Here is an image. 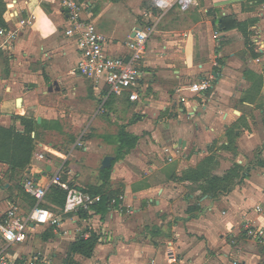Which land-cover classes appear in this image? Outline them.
Listing matches in <instances>:
<instances>
[{
  "label": "crops",
  "instance_id": "obj_1",
  "mask_svg": "<svg viewBox=\"0 0 264 264\" xmlns=\"http://www.w3.org/2000/svg\"><path fill=\"white\" fill-rule=\"evenodd\" d=\"M84 1L109 56L126 57L128 37L154 26L138 100L127 92L105 98L103 84L76 75L77 50L56 0H0V30L32 20L14 39L0 34V216L11 206L27 214L35 201L24 181L44 187L56 172L92 197L106 195L107 211L94 203L82 217L63 214L44 198L59 224L30 228L7 253L54 264H264V244L244 230L245 222L264 229V0H193L164 14L151 0ZM201 81L206 92L186 90ZM67 120L89 135L85 159L37 140L38 130L67 132ZM27 130L28 159L29 142L15 137ZM44 147L53 159L35 152ZM106 156L113 160L103 169ZM233 168L241 171L235 185ZM93 235L91 257L70 252Z\"/></svg>",
  "mask_w": 264,
  "mask_h": 264
},
{
  "label": "built area",
  "instance_id": "obj_2",
  "mask_svg": "<svg viewBox=\"0 0 264 264\" xmlns=\"http://www.w3.org/2000/svg\"><path fill=\"white\" fill-rule=\"evenodd\" d=\"M151 1L153 6L162 14L174 6L185 10L190 5L195 4L193 0ZM56 2L66 15V27L63 30V35L74 42L77 50L76 75L90 81L95 89L103 84L106 88L105 98L127 92L129 101H137L141 60L146 41L154 32V26L135 30L133 36L128 37L125 42L126 57H112L105 51L107 39L97 32L94 23L84 16L87 9L84 0H56ZM31 25V18L18 19L14 31L8 32L1 29L0 34L8 39H14L17 30ZM209 88L208 81H201L190 85L186 90L201 93L206 92ZM164 152L168 153V150L165 149ZM261 177L264 185V171ZM50 187H56L66 194L63 214H75L81 209L88 210L90 205L100 201L99 196L92 197L90 194L72 187L69 182L62 179L60 172H56L44 187L32 178H27L22 188L24 193L35 201V204L27 214H22L16 206H11L0 216V236L4 242V246L0 248V264H54L50 260H44L37 256L20 258L21 261L17 262V258L7 253L8 248L25 241L30 228L44 224L50 226L59 224V219L50 218L48 211L41 206ZM254 211L261 212V207L255 206ZM244 230L255 243L264 244L263 228H256L245 222ZM233 264H237V262Z\"/></svg>",
  "mask_w": 264,
  "mask_h": 264
},
{
  "label": "rangeland",
  "instance_id": "obj_3",
  "mask_svg": "<svg viewBox=\"0 0 264 264\" xmlns=\"http://www.w3.org/2000/svg\"><path fill=\"white\" fill-rule=\"evenodd\" d=\"M146 9L149 8V3L147 1H144ZM65 106L69 107L68 104H64ZM101 119L109 121L107 117H102ZM107 121H103V123H106ZM64 128L67 129V132L61 131L60 133L56 134H45L43 130H38L37 134V140L40 142L44 143L47 145L48 143H52L53 147L51 150H56L57 148H60L62 154H66L67 158H70L71 160H76L78 158L85 159L84 157L87 154H84L82 147L85 141V137L89 135H83V127H75L74 125H70V120L63 121ZM103 129L105 130L106 133L110 132L112 128L109 126V124H104ZM88 134V133H87ZM74 148L75 150L70 151V149ZM35 152H39V154L43 155L44 157H47L49 155L51 159H53L55 156L54 154H51L48 151V148L44 147L42 148V151H39L38 148H36ZM112 152V151H111ZM113 153V152H112ZM231 154V152H230ZM233 158L236 157V153H232ZM58 158V157H56ZM62 157H59L58 159H61ZM254 159H257L255 156ZM85 161V160H84ZM82 161V163L84 162ZM233 170L235 174V180L236 182L234 183L237 184L238 179H240L241 171H237L235 168L231 169ZM31 204V203H30ZM45 208H49L48 205Z\"/></svg>",
  "mask_w": 264,
  "mask_h": 264
},
{
  "label": "trees",
  "instance_id": "obj_4",
  "mask_svg": "<svg viewBox=\"0 0 264 264\" xmlns=\"http://www.w3.org/2000/svg\"><path fill=\"white\" fill-rule=\"evenodd\" d=\"M28 135H29V131L27 130V133H25V135H23V136H16L15 135V137L17 139L22 138L25 141L29 142L30 139H29ZM30 144L31 143L29 142V146L27 148L24 147L23 153H24L26 159H28L30 154H31L32 149L30 147ZM10 163H11V165H13L14 168L22 169L25 167L24 164L17 163L14 159H12L10 161ZM27 163H28V161H27ZM18 164H19V166H18ZM107 171L108 170L106 169V170H103L102 172L105 173ZM213 180L220 182L216 179H213ZM94 192H99V191H94ZM97 194H100V201L97 204V211L105 213L107 211V205L106 204H107L108 197L106 195H103L102 193H97ZM65 196H66L65 192L59 190L56 187H50L48 189V192L46 193L45 198L47 199V201L50 204H53L55 206L62 208L64 206ZM79 214H81V217L84 216L81 211H79ZM96 243H97V238L94 235L90 236L88 239H78L70 245V252L71 253H77V254L85 257V258H89L92 255V252H93V249H94V246Z\"/></svg>",
  "mask_w": 264,
  "mask_h": 264
},
{
  "label": "water",
  "instance_id": "obj_5",
  "mask_svg": "<svg viewBox=\"0 0 264 264\" xmlns=\"http://www.w3.org/2000/svg\"><path fill=\"white\" fill-rule=\"evenodd\" d=\"M113 160L112 157L106 156L103 158L102 163H101V168H110L111 166V161Z\"/></svg>",
  "mask_w": 264,
  "mask_h": 264
}]
</instances>
